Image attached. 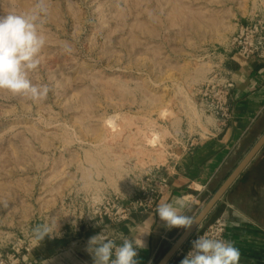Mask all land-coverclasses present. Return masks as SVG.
<instances>
[{
    "label": "rangeland",
    "instance_id": "374dc122",
    "mask_svg": "<svg viewBox=\"0 0 264 264\" xmlns=\"http://www.w3.org/2000/svg\"><path fill=\"white\" fill-rule=\"evenodd\" d=\"M37 3L0 0V15ZM263 4L44 0L46 43L30 79L49 94L33 102L0 90V253L21 241L38 247L33 228L52 216L49 235L71 243L109 221L96 214L110 212L107 199L126 203L151 174L168 178L169 147L183 145L170 138L175 123L197 115L196 90L229 71L223 58L238 25ZM218 187L190 208L191 220Z\"/></svg>",
    "mask_w": 264,
    "mask_h": 264
},
{
    "label": "crops",
    "instance_id": "0c3cea01",
    "mask_svg": "<svg viewBox=\"0 0 264 264\" xmlns=\"http://www.w3.org/2000/svg\"><path fill=\"white\" fill-rule=\"evenodd\" d=\"M223 60L234 82L233 119L222 126L200 108L186 123L176 122L170 138L181 139L183 145L176 143L173 148L170 145L172 154L169 153L162 168L169 183L160 202L185 197V207L181 209L185 216L213 187L225 181L264 133V58L244 59L227 51ZM211 213L225 218V239L239 249V264H264V147ZM99 226L88 235L84 231L77 233L75 240L50 257L38 258L34 253L33 264H94L88 241L100 232L109 238L116 237L117 244L122 243V236L133 239L144 233L141 236L144 246L138 249L137 259L139 264H151L179 231L177 227L168 228L156 210L137 212L130 221L115 224L114 228H110L109 221ZM187 245L188 242L183 248ZM35 246L36 243V249ZM183 258L178 253L169 264H180Z\"/></svg>",
    "mask_w": 264,
    "mask_h": 264
},
{
    "label": "clouds",
    "instance_id": "9594fccd",
    "mask_svg": "<svg viewBox=\"0 0 264 264\" xmlns=\"http://www.w3.org/2000/svg\"><path fill=\"white\" fill-rule=\"evenodd\" d=\"M46 9L44 0H38L30 12H9L0 15V90L20 95L33 102L47 98L50 88L47 84H34L30 73L41 64V50L45 46L43 32ZM185 197H174L172 202L161 201L156 212L168 228H184L192 225L190 217L181 214ZM57 229L54 216L33 228L37 239H44ZM141 235L133 239L122 236V243L100 232L88 241V251L94 264H139L138 249L144 246ZM240 251L232 242L214 236H198L191 242V249L180 264H239Z\"/></svg>",
    "mask_w": 264,
    "mask_h": 264
},
{
    "label": "built area",
    "instance_id": "2783aa9c",
    "mask_svg": "<svg viewBox=\"0 0 264 264\" xmlns=\"http://www.w3.org/2000/svg\"><path fill=\"white\" fill-rule=\"evenodd\" d=\"M228 52L241 55L244 59L253 57L264 58V4L254 8L249 18L238 25L234 33ZM234 82L229 71L218 69L214 75L196 90V97L200 108L212 115L222 126H227L233 119L231 93ZM193 143L191 142V145ZM169 179L159 173L151 174L144 181L134 199L126 203L118 197L107 199L106 205L110 212L97 211L98 217L104 221L122 223L130 221L137 212L148 213L156 210ZM227 224L223 216L215 218L207 226H200L190 237L188 245L179 251L185 256L191 249V242L198 236L209 235L226 241ZM34 243L21 241L9 250L0 253V264H33Z\"/></svg>",
    "mask_w": 264,
    "mask_h": 264
},
{
    "label": "water",
    "instance_id": "95a60500",
    "mask_svg": "<svg viewBox=\"0 0 264 264\" xmlns=\"http://www.w3.org/2000/svg\"><path fill=\"white\" fill-rule=\"evenodd\" d=\"M264 147V133L253 145V147L247 152L239 164L229 174L225 181L218 187L215 193L207 201L204 207L192 220V225L189 230H183L173 244L167 249L162 257L156 264H169L172 259L179 253L183 246L189 241L192 234L203 224V222L209 217L213 209L218 202L224 197L226 192L232 186V184L238 179L241 173L246 169L258 152Z\"/></svg>",
    "mask_w": 264,
    "mask_h": 264
},
{
    "label": "trees",
    "instance_id": "16d2710c",
    "mask_svg": "<svg viewBox=\"0 0 264 264\" xmlns=\"http://www.w3.org/2000/svg\"><path fill=\"white\" fill-rule=\"evenodd\" d=\"M38 247L35 249V255L38 258H47L54 255L59 249L67 246L70 243L68 238L51 237L50 235L45 236L44 239H37ZM169 246L162 249L161 254L163 255ZM156 262V261H155Z\"/></svg>",
    "mask_w": 264,
    "mask_h": 264
}]
</instances>
